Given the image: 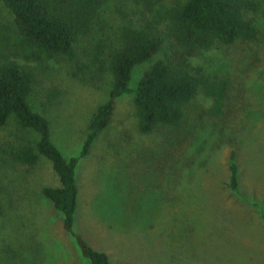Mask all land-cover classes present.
<instances>
[{
    "label": "rangeland",
    "instance_id": "1",
    "mask_svg": "<svg viewBox=\"0 0 264 264\" xmlns=\"http://www.w3.org/2000/svg\"><path fill=\"white\" fill-rule=\"evenodd\" d=\"M259 1L253 19L262 38L220 53L217 74L229 82L221 115H212L213 100L201 93L181 127L146 135L138 130L134 99L127 94L117 99L110 125L83 158L90 120L109 99L111 74L76 77L65 60L20 61L36 76L30 104L49 120L54 143L68 159L81 158L75 231L115 264H264L258 214L264 210V0ZM129 7L138 24L136 8ZM110 15L113 36L120 24L114 5ZM0 19L11 20L1 2ZM153 61L134 68L131 88ZM35 138L15 121L0 127V148ZM198 140L200 150L193 153L191 143ZM232 153L240 184L234 202L223 196H230L225 185ZM3 160L0 155V264H89L43 194L60 186L52 164L44 157L34 168Z\"/></svg>",
    "mask_w": 264,
    "mask_h": 264
},
{
    "label": "trees",
    "instance_id": "2",
    "mask_svg": "<svg viewBox=\"0 0 264 264\" xmlns=\"http://www.w3.org/2000/svg\"><path fill=\"white\" fill-rule=\"evenodd\" d=\"M0 2L11 15V20L0 19V127L15 121L23 131L36 136L34 141L25 143L6 142L0 155L5 164L29 168H34L41 157L47 159L60 179V186L46 187L43 194L62 215L64 231L75 239L89 264H115L75 231L79 160L89 155L94 142L110 125L117 99L127 94L134 99L138 130L146 135L160 128L181 127L187 108L201 93L213 100L212 115H221L229 82L217 74L222 65L220 53L238 43L262 38L253 19L260 12L261 3L259 0ZM113 5L120 24L110 36ZM130 5L136 8L138 24L130 17ZM53 60L73 64L76 77L95 79L108 73L112 76L109 99L90 120L81 158L68 159L64 155L52 139L49 120L30 104L36 76L20 61L45 65ZM151 61L136 87L131 88L134 68ZM199 142L191 143L193 153L200 150ZM228 173L225 188L230 196L225 193L223 196L234 202L235 193L240 192L235 153L229 157ZM259 213L264 219V210Z\"/></svg>",
    "mask_w": 264,
    "mask_h": 264
},
{
    "label": "crops",
    "instance_id": "3",
    "mask_svg": "<svg viewBox=\"0 0 264 264\" xmlns=\"http://www.w3.org/2000/svg\"><path fill=\"white\" fill-rule=\"evenodd\" d=\"M257 211H258V209H257ZM258 214H259V212H258ZM259 217L262 219V220H260V221H262V228H260V229H262L263 231H262V233H263V236H264V219L262 218V216L259 214Z\"/></svg>",
    "mask_w": 264,
    "mask_h": 264
}]
</instances>
